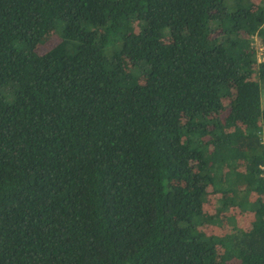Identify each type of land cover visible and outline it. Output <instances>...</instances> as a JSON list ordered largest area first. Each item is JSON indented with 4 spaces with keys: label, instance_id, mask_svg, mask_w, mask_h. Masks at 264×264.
Here are the masks:
<instances>
[{
    "label": "trees",
    "instance_id": "obj_1",
    "mask_svg": "<svg viewBox=\"0 0 264 264\" xmlns=\"http://www.w3.org/2000/svg\"><path fill=\"white\" fill-rule=\"evenodd\" d=\"M255 37L264 0H0V264H264Z\"/></svg>",
    "mask_w": 264,
    "mask_h": 264
},
{
    "label": "rangeland",
    "instance_id": "obj_2",
    "mask_svg": "<svg viewBox=\"0 0 264 264\" xmlns=\"http://www.w3.org/2000/svg\"><path fill=\"white\" fill-rule=\"evenodd\" d=\"M51 37H55V35L53 34ZM53 44H55V42H52ZM52 44V46H53ZM253 47L256 48V54H257V58L260 62L264 61V44L262 42L261 39H259L258 37L254 38L253 41ZM48 47H40L39 48V53L40 54H45L48 51ZM264 99V96H263ZM215 206V203L213 204ZM245 218H248L249 221H251L253 218V215L251 214H245ZM224 223V221H223ZM241 224H247V222H239ZM225 224V223H224Z\"/></svg>",
    "mask_w": 264,
    "mask_h": 264
}]
</instances>
